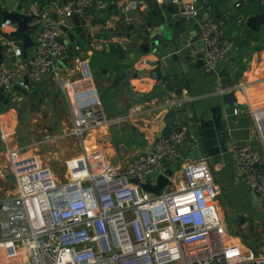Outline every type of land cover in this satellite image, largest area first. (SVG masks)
Masks as SVG:
<instances>
[{
	"label": "built area",
	"instance_id": "2783aa9c",
	"mask_svg": "<svg viewBox=\"0 0 264 264\" xmlns=\"http://www.w3.org/2000/svg\"><path fill=\"white\" fill-rule=\"evenodd\" d=\"M246 3L239 0L235 6ZM42 4L43 0H31L22 12L35 27L34 51L29 57L22 56L20 40L10 37L16 27L8 21L0 24V45L12 58V65L0 71L3 97L16 89H36L46 74L59 81L57 64L70 59L69 40L62 29H68L73 17L85 24L89 9L102 13L107 8L103 0H69L55 11L44 9ZM171 4L180 19L199 18L193 2L171 0ZM145 8L144 1H131L110 31L113 35L121 32L131 23L129 14ZM201 22L199 41L204 50L203 70L208 74L226 59L228 42L222 36L220 21L207 17ZM237 24L244 25L245 19L240 18ZM150 31L144 29L141 38H147ZM118 40L123 48L129 47L124 36ZM172 83L173 77H166L155 80L153 88L167 92ZM60 86L69 100V133L80 140L81 148L78 156L66 161L63 178L43 167L28 147H8V133L1 130L5 147L0 160L9 166L13 190L0 198V264H264V253L228 241L206 160L183 162L175 173L183 181L174 182L173 174L171 185L158 196L142 190L140 185L154 186L165 172V163L179 156L190 135L188 125L170 126L151 150L135 155L122 167H114L100 151L88 150L82 138L121 120L143 117L147 109L134 106L127 116L109 120L93 82L81 89L73 88L70 82ZM238 90L242 88L225 89L233 93ZM168 95L157 112L179 110L187 101L173 92ZM239 105L238 101L231 105L235 118L240 115ZM252 119L263 142V154L238 143L231 144L228 154L235 176L263 201L264 113L254 112ZM172 183L177 185L173 190ZM74 193L77 195L70 198Z\"/></svg>",
	"mask_w": 264,
	"mask_h": 264
},
{
	"label": "crops",
	"instance_id": "0c3cea01",
	"mask_svg": "<svg viewBox=\"0 0 264 264\" xmlns=\"http://www.w3.org/2000/svg\"><path fill=\"white\" fill-rule=\"evenodd\" d=\"M30 1L31 0H21L20 2L17 0H0V7L8 11L16 10L25 12ZM67 1L69 0H43L42 6L46 10L55 11ZM131 1L134 0H107L105 1L107 3V8L104 12L97 13L94 12V10L89 11L90 17L83 20L85 22L83 26H81L82 19H79L82 29L79 36L76 35V27L73 21L71 20L68 22V29H65L66 36L68 40L69 35H72L74 39L70 42L72 47L69 45L71 50L70 59L57 64L56 70L59 74V81H56L49 75L47 78L43 79L40 84L41 87L40 85L38 86L39 88L25 90L22 91V93L14 92L11 95H4L3 100L5 102H1L0 108H9L17 99H24L32 108H35V111L41 107L42 104H48L52 107L50 108L48 117H52L54 128L62 130V128L67 125L65 124V119L68 118L70 125L67 130L70 132L72 128V118L69 100L67 93L61 89L60 84L70 82L73 88L81 89L93 82L96 90L98 87H101L108 91V87L113 78L124 72L128 75L129 83L126 86H120L112 93L111 108L108 109V118H106L109 120L118 119V117L124 116L128 110L134 106L147 109L148 113L144 117L146 119L145 123L148 124L147 129L149 133H145L148 130L144 131L143 136L145 141L143 145L141 147L138 144L135 146L132 145L130 148L126 146H115V139L109 132L112 125L100 132L87 134L82 138L84 145L90 151L94 149L100 151L106 162L114 167H122L135 155L151 150L156 144L155 134L163 117L166 115L165 113L162 114L157 112L156 108L164 99L169 97L168 93L173 92L180 100H187L182 105L183 107L174 112L177 117L184 118L182 124L188 125L190 131L188 141L179 150V156L165 163V171H171L175 174L177 171H174V169H176L178 165L180 166V162L193 159L189 153V144L197 133L194 114H197L195 117L200 116L204 110L222 106V96L228 93L225 89L240 86L242 90L234 92L235 101H238L240 104V115L237 118L233 117L231 113L232 104L229 110L223 111L222 114V118L226 121L225 132L227 141L240 145H247L250 149L262 155L263 142L252 119V114L258 111L264 113V27H262L258 33H254L249 31L244 25H238L237 21L240 18L246 20L251 11L256 12V14L262 13L259 11L261 6L264 5V2H262V0H251V2L246 0L247 3L240 8H237L235 5L233 8H228L227 5L230 0H204L202 6L204 14L199 16L197 20L187 21L179 18L181 25L186 29V36L180 38L177 42V51L172 53V51H170V46H172V44L161 43L157 49L149 48V51L144 47L146 44L152 42L151 38L155 34V24L151 16V2H157L160 6H172L171 0H142L146 3V8L129 14L131 24L139 33V36L136 37L135 33L133 35L125 34L123 31L113 35V32L110 31L113 21L124 16L125 7ZM147 1L149 5H147ZM187 1L193 2L198 9L201 8V4L198 0ZM220 7L224 11H220ZM211 15H213V17H211ZM207 17L214 18L222 23V36L228 42L227 54L231 52L232 49L233 51L230 56L227 55L226 59L218 62L214 66L213 72L215 76H209L204 72L203 68L195 70L193 67H187V70L184 72L181 67L184 62L180 61V65L174 64L171 58L172 54L176 53L181 56L183 54V47L181 46L184 44L187 46L188 50L190 47L195 51L192 55L193 58H195L196 55H203V46L199 41V23ZM146 28L151 29V34L147 38H141V32ZM119 34H125L124 38L129 41V47L125 48L124 53L118 57L106 59L103 54L106 55L108 53L109 45L118 44V39L121 38ZM81 35L84 36L82 37ZM29 38L34 44L35 32L31 33ZM19 40L21 42L22 56L29 57L32 55L34 45L23 50L22 40ZM241 41L246 42V44L242 49H238L236 44ZM0 46L3 48L0 63V71H2L12 65V58L5 47L3 45ZM238 52L240 54L239 57L236 56ZM92 59L94 62H92ZM91 64L106 70L102 73L103 78L100 82L94 80L90 71ZM193 64L194 62L192 66ZM225 71L229 72L231 77L232 86L230 87H225V82L222 80ZM166 77H173V83L171 85L176 87V92L170 89H168L167 92L154 90V81ZM57 89L63 92V96L60 97L57 95ZM34 94H36L35 101L33 100ZM43 95L45 97H42ZM189 99L191 100L189 101ZM40 101L43 103L38 104L37 102ZM63 103L66 105L65 112L56 114L58 107ZM103 105L102 102V107ZM53 112L54 114H52ZM45 128L51 130L50 126H46ZM128 128L135 130L137 126L133 125L132 127H127V130ZM140 132H142L141 129ZM67 136L70 137V133L65 136L66 139ZM76 140L77 143H75V146L77 147L70 144L66 145V140L62 139V143L64 144L61 143L60 148L57 149L59 150L60 158L58 163H62L61 166L63 168L67 160L78 156L81 152L80 140L78 138H76ZM95 142L99 144H95ZM102 142L103 144L100 145ZM97 145L101 146V148H97ZM31 154L37 157L43 167L52 171L57 169L55 167L52 168L47 162L43 164L38 151H36V153L32 152ZM206 163L214 178V184L218 195L233 191V189H241L239 193L234 190V195L242 206L240 212L236 213L237 218L240 217L244 220L242 223H239V225L246 227L251 222L253 224H264V200L261 201L255 197L247 189L245 184L235 176L230 163L228 150L224 154L206 159ZM174 179V182H178L183 181L184 178L180 174H175ZM176 187L177 185L172 183L170 189L173 190ZM241 192H243V194H241ZM253 243L251 242L252 245ZM257 243V245H260L259 247L254 243V246L260 249V252L257 254L264 253V248L261 249V247H264V239H260Z\"/></svg>",
	"mask_w": 264,
	"mask_h": 264
},
{
	"label": "water",
	"instance_id": "95a60500",
	"mask_svg": "<svg viewBox=\"0 0 264 264\" xmlns=\"http://www.w3.org/2000/svg\"><path fill=\"white\" fill-rule=\"evenodd\" d=\"M201 4V8L198 11L199 16L204 14V9L202 8L204 0H198ZM239 0H230L227 7L233 8L234 5ZM151 16L155 24L154 28V36L151 38L152 42L150 44H146L144 47L147 51L149 48L157 49L159 44L167 43L172 44L170 46L172 53L176 52L178 49V41L181 37L186 36V29L181 25L180 20L178 18L177 9L175 6L165 5L160 6L157 2H151ZM220 11H224L221 7ZM89 11H93L89 9ZM0 17L2 22H10L12 25L16 27V30L10 33L11 37L21 39L23 50L35 45L31 42L29 35L35 32V27L30 26L31 18L23 14L22 12L16 10H4L0 7ZM213 17V15H211ZM72 21L76 27V35L79 36L82 32L80 26V20L77 17H73ZM199 23V26H201ZM244 26L251 32L258 33L262 27H264V11L262 13L256 14V12L251 11L246 20ZM65 32V29H62ZM151 34V31L147 34V37ZM120 37H123L124 34H119ZM74 37L69 35V43L72 42ZM183 54L179 56L178 54H172L173 63L180 65V61L184 62L181 65L182 70L185 72L187 67H193L195 70H200L204 67L203 55H196L193 58V53L195 52L189 47V50L186 45H182ZM187 48V49H186ZM229 52L227 55L230 56L232 53ZM3 52V48L0 46V63H1V53ZM194 62L193 66L192 63ZM209 76H215L213 71L208 73ZM49 75H45L44 78H47ZM129 83L128 75L126 73H121L117 75L110 82V86L108 87V92H115L120 86H126ZM41 87V85H40ZM16 92L22 93L21 90L16 89ZM0 101L3 102V95H0ZM11 101V100H9ZM235 101V96L233 92H228L223 94L222 96V106H216L208 110H204L200 116H196L194 114V118L196 120V136L192 138L189 144V153L190 156L195 161L210 159L214 156L224 154L227 152L229 147L231 146V142L227 141L226 136V121L222 118L223 111L229 110L230 105ZM5 102V101H4ZM35 107V106H33ZM184 122V118L177 117L173 110L166 113L163 117L162 122L160 123L158 130L155 134V142L157 143L160 136L165 132V130L170 127V125H174L177 123ZM181 161V160H180ZM181 164L183 162H180ZM180 164V165H181ZM180 167V166H179ZM179 171V169H178ZM173 173L171 171H165L163 175L159 176L156 180V184L154 186L150 184L140 185L142 190L152 195H160L168 186L171 185L170 178ZM133 183H137L135 180ZM77 194H73L70 198L75 197ZM244 220L242 218L239 219V223H242Z\"/></svg>",
	"mask_w": 264,
	"mask_h": 264
},
{
	"label": "rangeland",
	"instance_id": "374dc122",
	"mask_svg": "<svg viewBox=\"0 0 264 264\" xmlns=\"http://www.w3.org/2000/svg\"><path fill=\"white\" fill-rule=\"evenodd\" d=\"M93 60V59H92ZM94 62V60L92 61ZM90 71L93 75L94 80L96 82H100L103 78L102 73L105 72V69H101L100 67H96L94 64L90 65ZM56 85L58 86L57 82ZM59 88V87H58ZM57 95L63 96V92L57 89ZM98 95L103 102L104 113L108 118V109L111 108V96L112 93L108 92L107 89L98 87L97 88ZM50 105L42 104L36 111L35 108L26 102L24 99L15 100L9 108H0V153L4 150V143L1 139V130L4 129L7 131L8 135L6 138V144L10 148H18L22 146H27L28 150L32 153H36L38 151L41 156V160L43 164L50 165L55 169L54 172L59 178L64 177V168L61 166L59 158V150L62 139H65V144H70L75 146L77 143L76 137L74 136H65L69 134L67 128H69L68 118L65 119V127L60 130L59 128H54V123L52 121V117L48 114L50 112ZM66 110V105L61 104L56 114H62ZM54 114V112L52 113ZM10 115V116H9ZM128 115V112L121 117L122 118ZM42 117V118H40ZM69 117V116H68ZM116 119V118H115ZM145 117L132 118L121 120L118 123L112 125L109 132L114 137V145L115 146H126L127 148L132 145H139L140 147L143 145L144 139V131L148 130V124L145 123ZM133 125L137 126L135 130L131 128ZM46 126H50L51 130H47ZM139 127V129H138ZM140 129L142 132H140ZM140 132V133H138ZM145 133H149V130ZM60 138V139H59ZM103 138V137H102ZM98 142H95L97 144ZM64 144V143H62ZM99 144V143H98ZM103 142L100 144L102 145ZM77 147V146H75ZM97 148H101V146L97 145ZM77 150V148H76ZM29 152V153H30ZM61 166V167H60ZM178 167L174 169V171H178ZM13 190V176L9 169V166L4 163V161L0 160V198L5 197L10 194ZM233 191H228L225 193H221L218 195L215 205L217 212L223 222V225L227 232V239L229 242H242L240 238H238L239 228H245V226H240L238 219L236 217V213L240 212L242 206L238 202L236 196ZM241 191L240 188H237L235 192L239 193ZM243 194V192H241ZM243 243V242H242ZM258 244V243H256ZM254 246V243H253ZM260 247V245H258ZM264 247H261L263 249ZM264 252V250H263Z\"/></svg>",
	"mask_w": 264,
	"mask_h": 264
},
{
	"label": "trees",
	"instance_id": "16d2710c",
	"mask_svg": "<svg viewBox=\"0 0 264 264\" xmlns=\"http://www.w3.org/2000/svg\"><path fill=\"white\" fill-rule=\"evenodd\" d=\"M103 1H107V0H103ZM249 1L251 2V0H249ZM147 5H149L148 1H147ZM263 11H264V5L261 6L259 12H263ZM1 23H2V20L0 17V24ZM83 25H84V23L82 22L81 26H83ZM121 30L123 32H125V34L133 35L135 33L136 37L139 36V33L134 29V27L132 26L131 23L124 25L123 29H121ZM81 36L83 37L84 35H81ZM11 38H14V37H11ZM245 44H246V42L241 41V42L237 43L236 45H237L238 49H242V47H244ZM70 46H69V55H71ZM124 51H125V48H123L119 44H111L108 47V53L106 55L103 54V56L106 59H113V58L118 57L119 55L123 54ZM236 56L237 57L240 56L239 52L236 54ZM222 80L225 82V87L232 86L231 77H230L229 72L225 71V74H224ZM168 89L175 91V92L177 91L176 87L173 85H170ZM166 131H167V129L165 130V132ZM238 238H240L242 240L244 245L251 248L254 252L259 253L260 249L258 247H256V246H258L256 243L258 241H260V239H264V224H262V223L253 224L251 222L245 228H239ZM250 241L252 243L254 242L256 244V246H253ZM263 244H261V245H263Z\"/></svg>",
	"mask_w": 264,
	"mask_h": 264
},
{
	"label": "flooded vegetation",
	"instance_id": "af4514ba",
	"mask_svg": "<svg viewBox=\"0 0 264 264\" xmlns=\"http://www.w3.org/2000/svg\"><path fill=\"white\" fill-rule=\"evenodd\" d=\"M38 88H39V87H38ZM35 96H36V94H34V95H33V98H34L33 100H34V101H35V99H36V97H35ZM42 97H45V96L43 95ZM42 97H41V98H42ZM43 100H44V98H43ZM37 103H38V104H39V103L41 104V103H43V102H42V101H40V102H37ZM34 105H36V104H34Z\"/></svg>",
	"mask_w": 264,
	"mask_h": 264
}]
</instances>
